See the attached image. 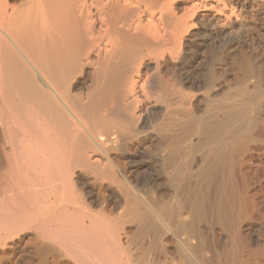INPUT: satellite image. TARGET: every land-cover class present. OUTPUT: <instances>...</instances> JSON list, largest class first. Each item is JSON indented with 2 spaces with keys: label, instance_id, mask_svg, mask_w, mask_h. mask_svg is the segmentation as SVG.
<instances>
[{
  "label": "bare ground",
  "instance_id": "bare-ground-1",
  "mask_svg": "<svg viewBox=\"0 0 264 264\" xmlns=\"http://www.w3.org/2000/svg\"><path fill=\"white\" fill-rule=\"evenodd\" d=\"M0 264H264V0H0Z\"/></svg>",
  "mask_w": 264,
  "mask_h": 264
}]
</instances>
